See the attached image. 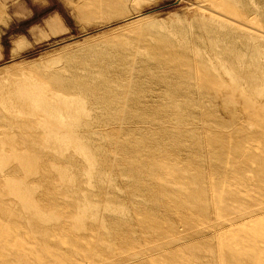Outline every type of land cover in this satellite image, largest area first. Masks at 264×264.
I'll use <instances>...</instances> for the list:
<instances>
[{"label":"rangeland","instance_id":"obj_1","mask_svg":"<svg viewBox=\"0 0 264 264\" xmlns=\"http://www.w3.org/2000/svg\"><path fill=\"white\" fill-rule=\"evenodd\" d=\"M24 1L0 264H264V0Z\"/></svg>","mask_w":264,"mask_h":264},{"label":"crops","instance_id":"obj_2","mask_svg":"<svg viewBox=\"0 0 264 264\" xmlns=\"http://www.w3.org/2000/svg\"><path fill=\"white\" fill-rule=\"evenodd\" d=\"M6 2H9L10 4L14 5V9L12 12L19 11L20 13H26V14H24L22 16L13 17L6 24L0 23V56H2L1 53L4 51L3 43L1 42V38L3 35L6 34V37H5L6 42L9 45L11 44V41H13L12 52L17 53L19 51L20 41L22 39L21 37H25L27 34V31H29L33 26L36 25V24H33V25L29 24V25L25 26L24 31H20V32H17L16 30L14 31L13 27H15L14 25L16 22H18V21H26L27 22L28 20L33 19V18H31L33 16V13H32L33 10H30L26 7L27 4L24 0H6ZM31 3L34 5L33 1H31ZM39 10H41V7L36 6V11H39ZM49 10L50 9H48L46 11L47 13H44V15H41L40 17H37L36 19H38L40 21L47 19V25H48V27L51 28L52 27L51 25H53V23L57 20L58 16L53 15V13L55 12L53 9H51L50 11ZM2 14L5 16L6 12H3ZM4 21H5V19L2 18V15H1L0 22H4ZM16 37H17V39H16ZM8 51H10V49Z\"/></svg>","mask_w":264,"mask_h":264}]
</instances>
